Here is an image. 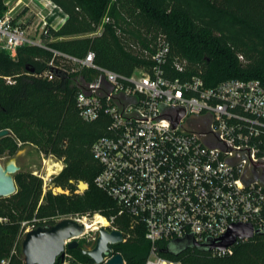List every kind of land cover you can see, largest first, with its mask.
Returning <instances> with one entry per match:
<instances>
[{"label": "built area", "instance_id": "obj_1", "mask_svg": "<svg viewBox=\"0 0 264 264\" xmlns=\"http://www.w3.org/2000/svg\"><path fill=\"white\" fill-rule=\"evenodd\" d=\"M5 5L0 51L14 57L20 47L39 46L61 56L63 64L51 62L52 70L38 76L51 80L53 70L67 73L77 88L80 116L88 122L107 119V134L92 146L100 165L95 184L118 208L111 224L123 216L131 229L143 230L151 245L144 264H180L162 255L160 242L192 236L202 244L221 238L233 225L264 228L261 80L237 78L208 86L183 64L170 65V45L165 40L159 42L147 67L121 74L97 64L94 52L77 58L45 44L51 29H59L68 18L53 1L5 0ZM26 12V18L34 15L41 21L33 35L21 19ZM174 72L177 75L170 76ZM50 158L44 159L47 171L36 174L43 181L44 194L61 190L53 188L59 175L53 168L59 163L49 165L54 162ZM39 222L36 218L23 222V238ZM111 230L118 229L112 225ZM234 246L212 252L228 255ZM2 264H9V259Z\"/></svg>", "mask_w": 264, "mask_h": 264}, {"label": "trees", "instance_id": "obj_2", "mask_svg": "<svg viewBox=\"0 0 264 264\" xmlns=\"http://www.w3.org/2000/svg\"><path fill=\"white\" fill-rule=\"evenodd\" d=\"M68 16L46 39L55 51L84 58L95 53L96 63L131 74L147 67L159 42L170 45V65L183 64L188 73L203 77L208 86L229 79H259L264 83V0H51ZM7 11L0 0V18ZM100 28L102 32L92 36ZM91 35V36H90ZM62 38L61 40H57ZM60 66L64 58L39 46L20 47L16 56L0 51V158H13L25 145L55 154L66 168L53 180L63 193L43 192V181L33 173L14 175L17 192L10 197L14 214L7 220L0 209V264H25L22 223H58V214L104 203L109 219L118 213L115 202L95 184L100 165L92 153L94 142L107 134L108 121L88 122L76 106L77 88L71 76L49 80L38 75ZM172 73L170 76H176ZM78 180L92 193L79 200ZM69 192V194H67ZM4 219V221H1ZM47 220V221H43ZM113 227L125 241L113 246L126 264H144L150 242L140 228L131 229L127 217L117 216ZM173 241L160 242L162 255L180 264H264V234L240 241L224 256L187 248L168 252ZM82 246V244H80ZM73 261L95 264L79 250H68ZM58 257L55 264H63Z\"/></svg>", "mask_w": 264, "mask_h": 264}, {"label": "water", "instance_id": "obj_3", "mask_svg": "<svg viewBox=\"0 0 264 264\" xmlns=\"http://www.w3.org/2000/svg\"><path fill=\"white\" fill-rule=\"evenodd\" d=\"M52 73L58 77L66 74L59 70ZM9 130L0 131V139L8 136ZM20 171L16 158H11L5 165L0 159V198L13 196L17 192L14 175ZM86 231V225L77 220L65 219L54 225L39 226L28 232L22 241V251L25 264H55L58 257L64 256L66 250H79L90 257L95 264H126L124 256L120 253L113 254V246L125 241L123 232L111 230L102 226L93 248L88 249L76 240ZM264 234V228L254 230L249 224L233 225L229 231L219 239H209L198 244L192 236L174 240L168 250L170 253L187 248H197L203 251H224L234 246L238 240L252 239ZM72 239V240H71ZM107 259V260H106ZM63 264H80L70 261Z\"/></svg>", "mask_w": 264, "mask_h": 264}, {"label": "rangeland", "instance_id": "obj_4", "mask_svg": "<svg viewBox=\"0 0 264 264\" xmlns=\"http://www.w3.org/2000/svg\"><path fill=\"white\" fill-rule=\"evenodd\" d=\"M27 16L28 14L26 12L24 13V15L21 16V19L25 20L26 29L33 35L35 34L36 29H38V24L41 21L39 18H36L34 15H31V16L29 15V17L26 18ZM54 25H57V23H54ZM101 32H102V28H100L96 33L91 34V35L92 36L98 35ZM61 39L62 38H59L57 40H61ZM55 40L56 39L53 38L49 41H45V44L49 48H51L49 43ZM24 47H28V46H24ZM50 157H54V162L53 161L50 162L49 165H53L54 163L55 164L59 163V164H56L53 169L57 170L59 174H61L66 168L65 161L59 158L55 154H46L45 152L37 151L31 145H25L19 150L16 156H14V158H16L17 160V164L20 166L19 173H33L34 175L43 174L45 173V171H47L48 166L45 165L44 159L49 161V159H51ZM0 159L3 165H5L11 158L5 156ZM50 172H52V169H49V173ZM75 184L77 185V189L75 193L79 196V200L85 199L87 195L92 193L91 191L92 186H90L88 182L83 181V180H78V182H76ZM54 187L55 186L53 185V188ZM49 191L51 190H48L45 194H47ZM61 193H63V189L56 190V193L54 194H61ZM67 194H69V192H67ZM0 209L3 211V213H5L4 216H6L7 220L8 219L10 220L12 215L15 212L11 205L10 197L0 198ZM0 217H3V215H1ZM98 217L105 218L107 220V225L99 224L96 227L94 226L88 230V233L85 236L80 237L79 239H76L80 244H82L84 248L91 249L95 245V241H93L92 238L94 237L97 238L98 236V233H96L98 232L97 229L102 226L108 227L109 229L112 228V224L110 223V219H109V209L107 205H105L104 203H97L95 205L92 204L91 206L83 207L82 210L60 213L57 215L56 218L58 219L59 222L65 219H73V220L79 221L80 223H86V224L93 225L98 219ZM69 257H73V256L70 253H68L67 255L64 254V256H62V261L64 263H67L68 262L67 260L69 259Z\"/></svg>", "mask_w": 264, "mask_h": 264}, {"label": "bare ground", "instance_id": "obj_5", "mask_svg": "<svg viewBox=\"0 0 264 264\" xmlns=\"http://www.w3.org/2000/svg\"><path fill=\"white\" fill-rule=\"evenodd\" d=\"M99 224L107 225V220L105 218H103V217H98V219L96 220V222L93 225L85 223L87 229H90V228H92L94 226L96 227Z\"/></svg>", "mask_w": 264, "mask_h": 264}]
</instances>
